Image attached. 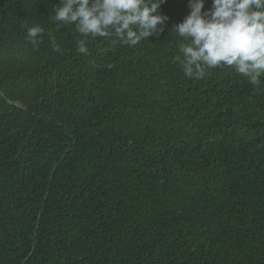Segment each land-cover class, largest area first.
<instances>
[{"label":"trees","instance_id":"16d2710c","mask_svg":"<svg viewBox=\"0 0 264 264\" xmlns=\"http://www.w3.org/2000/svg\"><path fill=\"white\" fill-rule=\"evenodd\" d=\"M59 3L0 0V264H264V75L185 76L188 0L87 55Z\"/></svg>","mask_w":264,"mask_h":264},{"label":"clouds","instance_id":"9594fccd","mask_svg":"<svg viewBox=\"0 0 264 264\" xmlns=\"http://www.w3.org/2000/svg\"><path fill=\"white\" fill-rule=\"evenodd\" d=\"M166 0H60L54 20L60 25L74 24L84 37L76 41L79 53L89 52L88 38L115 37L128 47L166 31L169 19L161 14ZM190 13L173 25V31L186 41L175 59L185 76L203 78L207 69L234 67L252 85L264 75V0H188ZM44 28H27L25 39L40 42ZM52 48L61 52L55 37ZM61 54H63L61 52Z\"/></svg>","mask_w":264,"mask_h":264},{"label":"bare ground","instance_id":"6f19581e","mask_svg":"<svg viewBox=\"0 0 264 264\" xmlns=\"http://www.w3.org/2000/svg\"><path fill=\"white\" fill-rule=\"evenodd\" d=\"M98 213V212H97ZM98 228V227H97ZM102 228V227H101ZM124 236V235H123ZM164 250V249H163Z\"/></svg>","mask_w":264,"mask_h":264}]
</instances>
